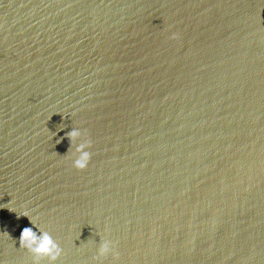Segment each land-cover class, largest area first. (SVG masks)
<instances>
[{
    "label": "water",
    "instance_id": "1",
    "mask_svg": "<svg viewBox=\"0 0 264 264\" xmlns=\"http://www.w3.org/2000/svg\"><path fill=\"white\" fill-rule=\"evenodd\" d=\"M25 227L54 264H264V0H0V264Z\"/></svg>",
    "mask_w": 264,
    "mask_h": 264
},
{
    "label": "clouds",
    "instance_id": "2",
    "mask_svg": "<svg viewBox=\"0 0 264 264\" xmlns=\"http://www.w3.org/2000/svg\"><path fill=\"white\" fill-rule=\"evenodd\" d=\"M66 135L71 142V147L74 146L73 155L76 158L73 161V167L77 170L86 169L91 159V153L87 150L91 146V141L84 139L82 142L76 143L82 136V133L78 128H73ZM19 215L28 217L31 224H35V221L28 212H22ZM19 243L21 248L26 249L35 257L37 264H39V261L43 258H46L49 261V264H54L61 255L60 247L48 232H41L38 235L37 232L33 231L32 227H25L22 230L19 237ZM109 251V244L104 242L100 246L99 255L105 256ZM116 255L117 254L113 252V256Z\"/></svg>",
    "mask_w": 264,
    "mask_h": 264
}]
</instances>
